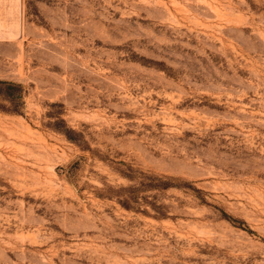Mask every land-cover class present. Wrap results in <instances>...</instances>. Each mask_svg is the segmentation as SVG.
I'll list each match as a JSON object with an SVG mask.
<instances>
[{"label":"rangeland","instance_id":"374dc122","mask_svg":"<svg viewBox=\"0 0 264 264\" xmlns=\"http://www.w3.org/2000/svg\"><path fill=\"white\" fill-rule=\"evenodd\" d=\"M0 264H264V0H0Z\"/></svg>","mask_w":264,"mask_h":264},{"label":"trees","instance_id":"16d2710c","mask_svg":"<svg viewBox=\"0 0 264 264\" xmlns=\"http://www.w3.org/2000/svg\"><path fill=\"white\" fill-rule=\"evenodd\" d=\"M142 186L144 187V189L155 188V187L166 189L170 187V185L166 182H162V184L159 186H153L151 183L142 184ZM138 192H139V189H136V188H131V189L120 191L118 194V197L122 199L121 204L127 209H132L133 208L132 205L138 203V199H139V197L137 196ZM159 213H160V216L162 217L165 216V214H163L162 212H159Z\"/></svg>","mask_w":264,"mask_h":264}]
</instances>
